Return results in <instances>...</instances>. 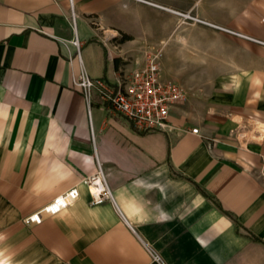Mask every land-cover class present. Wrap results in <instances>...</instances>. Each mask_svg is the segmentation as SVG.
Listing matches in <instances>:
<instances>
[{"label": "crops", "instance_id": "crops-1", "mask_svg": "<svg viewBox=\"0 0 264 264\" xmlns=\"http://www.w3.org/2000/svg\"><path fill=\"white\" fill-rule=\"evenodd\" d=\"M152 1L264 42V0ZM74 8L81 57L67 0H0V264H264V47L125 0ZM149 43L188 57L171 131L139 134L98 99L89 115L74 81L114 82ZM100 169L124 218L91 203Z\"/></svg>", "mask_w": 264, "mask_h": 264}, {"label": "built area", "instance_id": "built-area-1", "mask_svg": "<svg viewBox=\"0 0 264 264\" xmlns=\"http://www.w3.org/2000/svg\"><path fill=\"white\" fill-rule=\"evenodd\" d=\"M67 1L70 7L68 20L74 33V39L71 43L76 48L78 56L81 57L82 43L78 38L74 0ZM125 1L171 11L152 0ZM171 12L185 22L209 26L264 47L263 41L207 23L191 13ZM69 62L71 63L70 60ZM74 86L81 91L89 115H91V107L95 99H98L105 108L108 116L124 119L139 134L170 132L171 126L169 118L171 111L187 98V93L182 86L164 79L162 54H150L148 51L145 52V60L134 70H128L127 68L121 69L114 82L103 78H91L83 71L74 81ZM192 132L197 134L198 130L195 129ZM85 184L91 197L92 205L98 206L109 202L113 205L117 213L123 217L113 199L109 185L101 169L96 176L88 178ZM79 198V188L73 187L53 199L40 211L27 217L25 221L27 224L40 225L44 221V215L57 216L74 205ZM151 256L155 261L160 260L152 252Z\"/></svg>", "mask_w": 264, "mask_h": 264}, {"label": "rangeland", "instance_id": "rangeland-1", "mask_svg": "<svg viewBox=\"0 0 264 264\" xmlns=\"http://www.w3.org/2000/svg\"><path fill=\"white\" fill-rule=\"evenodd\" d=\"M162 45V44H161ZM149 43L148 52L150 54H162V64H163V76L166 81L174 82L185 90L186 93L193 91L190 88L191 77L188 71V57H181V62H179V57L174 55H167L164 50V45L162 46ZM145 53V51H144ZM143 53L142 60H145V54ZM202 91L203 89H195Z\"/></svg>", "mask_w": 264, "mask_h": 264}, {"label": "trees", "instance_id": "trees-1", "mask_svg": "<svg viewBox=\"0 0 264 264\" xmlns=\"http://www.w3.org/2000/svg\"><path fill=\"white\" fill-rule=\"evenodd\" d=\"M128 39V37L127 36H123V40H127Z\"/></svg>", "mask_w": 264, "mask_h": 264}]
</instances>
